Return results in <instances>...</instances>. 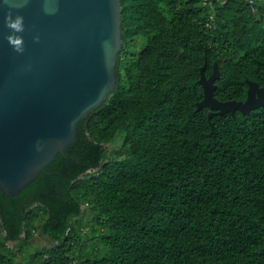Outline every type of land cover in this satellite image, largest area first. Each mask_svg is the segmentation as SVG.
<instances>
[{
	"label": "trees",
	"instance_id": "1",
	"mask_svg": "<svg viewBox=\"0 0 264 264\" xmlns=\"http://www.w3.org/2000/svg\"><path fill=\"white\" fill-rule=\"evenodd\" d=\"M121 0L116 84L15 196L0 264H264V105L197 111L264 87V1ZM36 233L49 239L44 247Z\"/></svg>",
	"mask_w": 264,
	"mask_h": 264
},
{
	"label": "water",
	"instance_id": "2",
	"mask_svg": "<svg viewBox=\"0 0 264 264\" xmlns=\"http://www.w3.org/2000/svg\"><path fill=\"white\" fill-rule=\"evenodd\" d=\"M18 0H0V190L15 196L28 186L77 135L78 124L114 89L122 50L121 0H56L45 14L41 0H22L14 9L24 17V52L5 39V10ZM38 33L39 42L32 35ZM199 83L204 97L197 111L214 115L264 105V87L247 80L244 101L214 96L219 70Z\"/></svg>",
	"mask_w": 264,
	"mask_h": 264
},
{
	"label": "clouds",
	"instance_id": "3",
	"mask_svg": "<svg viewBox=\"0 0 264 264\" xmlns=\"http://www.w3.org/2000/svg\"><path fill=\"white\" fill-rule=\"evenodd\" d=\"M7 2V0H5ZM22 0L11 4L4 12L3 24L8 29L5 36L6 41L12 48L13 52L22 54L24 52V37L22 33L25 30L24 17L14 11L21 6ZM42 10L45 14H52L56 11V0H41ZM33 42H39L40 36L38 33L32 35Z\"/></svg>",
	"mask_w": 264,
	"mask_h": 264
},
{
	"label": "rangeland",
	"instance_id": "4",
	"mask_svg": "<svg viewBox=\"0 0 264 264\" xmlns=\"http://www.w3.org/2000/svg\"><path fill=\"white\" fill-rule=\"evenodd\" d=\"M263 1L264 0H258V3L263 2ZM32 241L34 242L35 246H38V247H44L50 244L49 239L45 236H41L39 233L35 234Z\"/></svg>",
	"mask_w": 264,
	"mask_h": 264
},
{
	"label": "built area",
	"instance_id": "5",
	"mask_svg": "<svg viewBox=\"0 0 264 264\" xmlns=\"http://www.w3.org/2000/svg\"><path fill=\"white\" fill-rule=\"evenodd\" d=\"M245 2L249 6L250 12L252 14H257L258 13V8H257L258 0H245ZM204 3L207 4L209 2H208V0H206Z\"/></svg>",
	"mask_w": 264,
	"mask_h": 264
}]
</instances>
